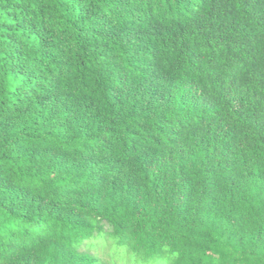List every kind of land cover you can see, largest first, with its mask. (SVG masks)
<instances>
[{"label": "trees", "instance_id": "1", "mask_svg": "<svg viewBox=\"0 0 264 264\" xmlns=\"http://www.w3.org/2000/svg\"><path fill=\"white\" fill-rule=\"evenodd\" d=\"M105 225L264 264V0H0V264H99Z\"/></svg>", "mask_w": 264, "mask_h": 264}, {"label": "rangeland", "instance_id": "2", "mask_svg": "<svg viewBox=\"0 0 264 264\" xmlns=\"http://www.w3.org/2000/svg\"><path fill=\"white\" fill-rule=\"evenodd\" d=\"M110 228L105 225L103 237H93L83 242L80 252L96 257L99 264H140L136 256L125 248H118L109 237Z\"/></svg>", "mask_w": 264, "mask_h": 264}]
</instances>
